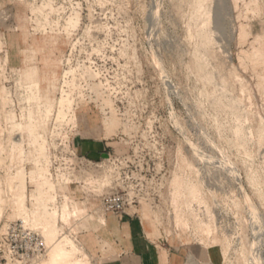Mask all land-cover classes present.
I'll list each match as a JSON object with an SVG mask.
<instances>
[{
    "label": "rangeland",
    "instance_id": "1",
    "mask_svg": "<svg viewBox=\"0 0 264 264\" xmlns=\"http://www.w3.org/2000/svg\"><path fill=\"white\" fill-rule=\"evenodd\" d=\"M12 1L24 10L16 16L24 57L21 72L0 70V179L9 197L0 234L25 221L7 194L19 170L29 209L45 199L58 237L79 247L78 264H99L80 238L101 225L98 197L124 190L139 197L128 211L150 228V239L183 245L190 264H264V67L256 71L243 56L256 38L264 41V0ZM241 29L248 31L244 41ZM3 66L10 70L0 60ZM73 84L64 109L77 115L73 145L91 130L104 150L96 159L78 152L93 163L57 177L53 155L37 138ZM109 121L116 122L112 131ZM120 153L112 176L103 162ZM43 170L37 186L33 180Z\"/></svg>",
    "mask_w": 264,
    "mask_h": 264
},
{
    "label": "crops",
    "instance_id": "2",
    "mask_svg": "<svg viewBox=\"0 0 264 264\" xmlns=\"http://www.w3.org/2000/svg\"><path fill=\"white\" fill-rule=\"evenodd\" d=\"M8 14L11 20L5 18ZM19 14H24L19 5L12 0H0V60L7 62L10 70L21 72L24 40L17 29L20 25L16 16ZM13 26L16 28L11 29ZM85 135L87 137L79 135L76 138L78 152L89 158H98L104 149L92 142L91 130ZM101 217V225L92 224V228L82 232L80 237L84 249L99 264H190L183 245L175 244L171 239H150V228L130 211L123 214L103 211ZM191 251L195 252L194 249Z\"/></svg>",
    "mask_w": 264,
    "mask_h": 264
},
{
    "label": "built area",
    "instance_id": "3",
    "mask_svg": "<svg viewBox=\"0 0 264 264\" xmlns=\"http://www.w3.org/2000/svg\"><path fill=\"white\" fill-rule=\"evenodd\" d=\"M32 3L38 4L39 1L33 0ZM40 6L43 7L45 4L41 2ZM29 18L35 20L32 12H30ZM45 21H49L48 18ZM4 70H2V75L9 76L14 71ZM78 130V119L74 111L64 117L56 115L52 119L50 127L41 134L44 152L49 157L50 155L54 157L55 164L51 168L57 177L72 176L78 165H85L84 161L89 164L93 163L86 157H80L77 148L73 145V139ZM123 154H114V156L109 154L103 162L110 175L113 176L117 163L121 164ZM51 177H53V173H51ZM98 198L101 199L103 211L109 213L123 214L128 209L140 204L139 197L133 192H127V190L106 193ZM48 251L49 245L42 234L25 221L18 220L11 223L6 231L0 234V264L35 263L45 258Z\"/></svg>",
    "mask_w": 264,
    "mask_h": 264
},
{
    "label": "bare ground",
    "instance_id": "4",
    "mask_svg": "<svg viewBox=\"0 0 264 264\" xmlns=\"http://www.w3.org/2000/svg\"><path fill=\"white\" fill-rule=\"evenodd\" d=\"M76 22H77V19L75 18L74 20H72L70 22V25H74V24H76ZM246 31L247 30H245V29H241V32H240L241 33L240 39L243 41L246 40V37L248 35L247 34L248 31L247 32ZM243 54H244L243 56L245 58L249 57L252 59L254 69L256 71H259V68L264 67V41H263V38L262 37L256 38V40L253 44L252 50L250 52L249 51L244 52ZM75 73H76L75 69L65 72L64 79L66 80L69 78V76H74ZM88 74L91 75L92 73L89 72ZM56 77H57V73L54 74V78H56ZM261 79L263 80V87H264V76H262ZM36 84L34 83L30 87L32 89L36 88L35 87ZM99 86L100 85H98V87ZM74 88H77L76 84L72 85L70 93L65 94V96H63L62 98H60L58 100V108H59V110L57 111L58 117H62V116L64 117L66 115L64 109H65V107L70 106L72 103V91H73L72 89H74ZM38 90H39L38 92L40 93L41 89L38 88ZM36 98L40 99V97L38 96V93H37ZM50 110H51V106H48L47 112L48 111L50 112ZM31 127L34 129V124L28 125L29 129H31ZM17 128H20V127H17ZM115 128H116V122L115 121H109L106 123V129L107 130L112 131ZM102 130H101V132H102ZM99 136H97V137H99ZM34 137H35V135H34ZM95 137H96V135H95ZM20 141L21 140H18L17 143L21 144ZM37 141L42 142V140L40 138L39 139L37 138ZM41 146H43V145H41ZM22 148H20V150H19V153H20L19 158L20 159H22L24 153H26V151L24 152L25 149L24 148L22 149ZM46 172H47L46 170H43L39 174V176L34 178L33 183L38 186V183L43 181L42 178H44V176L46 175ZM13 177H11V178H13ZM15 179L18 181L16 182ZM15 179H13V180H15V182L10 181L11 184H10V187L7 191V194L9 196L12 195V201H13V207H14V209H13V207H12V209L14 211H16L15 210V208H16L17 211L19 212L18 213L19 217L21 216L20 218H22L27 223H29L32 228H34V229L38 228V229L42 230V234H43L42 236L45 238V240L47 241V243L49 245V251H48L47 256H50V258L48 259V262L46 264H78L77 258L80 254L79 247L76 245V243H74V241L69 236L58 237V226H57V222H56L57 217H56V215L49 213L48 206L46 204L45 199H41L38 203V206L34 210H30L28 205H27V201L29 199L27 196V191H26L27 180H26V177H25L23 171L18 170L17 173L15 174ZM1 184H2V181L0 179V211H2V209L5 206V203H7V199L9 198V197H5V194L2 192ZM3 194H4V197L2 196ZM34 196L35 195L32 194V196H31L32 200H33V198H35ZM69 208H70L69 204L66 203L64 206V209H63V212L68 211V214H66V218L69 217V215H70ZM55 210H57V209H55ZM81 212H82V209H77V211L75 213L78 214ZM58 215H59V213H58ZM81 253H82V251H81ZM250 260H249V264H256V261L250 262ZM84 264H88V262L87 263L85 262Z\"/></svg>",
    "mask_w": 264,
    "mask_h": 264
}]
</instances>
